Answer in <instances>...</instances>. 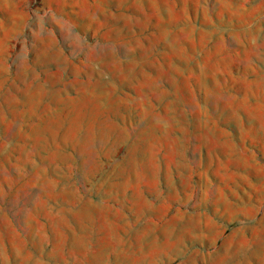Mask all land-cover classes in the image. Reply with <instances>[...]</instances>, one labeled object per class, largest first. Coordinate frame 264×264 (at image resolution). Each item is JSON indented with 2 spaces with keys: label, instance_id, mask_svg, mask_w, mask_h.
<instances>
[{
  "label": "rangeland",
  "instance_id": "rangeland-1",
  "mask_svg": "<svg viewBox=\"0 0 264 264\" xmlns=\"http://www.w3.org/2000/svg\"><path fill=\"white\" fill-rule=\"evenodd\" d=\"M0 264H264V0H0Z\"/></svg>",
  "mask_w": 264,
  "mask_h": 264
}]
</instances>
